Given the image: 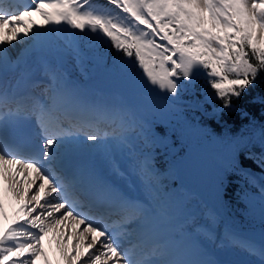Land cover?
Returning a JSON list of instances; mask_svg holds the SVG:
<instances>
[{
  "label": "snow or ice",
  "instance_id": "1",
  "mask_svg": "<svg viewBox=\"0 0 264 264\" xmlns=\"http://www.w3.org/2000/svg\"><path fill=\"white\" fill-rule=\"evenodd\" d=\"M73 67L90 69L91 82ZM256 106L264 109V0H0V178L23 200L4 224L0 196V264H50L44 237L66 221L79 231L69 264H264V229L259 240L240 234L229 215L233 182L244 180L255 189L242 191L246 211L264 225V175L258 183L248 164L264 172ZM232 117L242 126L228 127ZM201 118L228 134L206 137ZM30 121L39 143L24 151L7 130L23 134ZM168 129L188 145L171 171L196 174L220 149L205 199L164 183L156 161L175 151ZM226 247L246 258H217Z\"/></svg>",
  "mask_w": 264,
  "mask_h": 264
},
{
  "label": "bare ground",
  "instance_id": "2",
  "mask_svg": "<svg viewBox=\"0 0 264 264\" xmlns=\"http://www.w3.org/2000/svg\"><path fill=\"white\" fill-rule=\"evenodd\" d=\"M33 19L36 20L35 17H33ZM41 19L42 18H39L38 16V20L36 21L39 22ZM73 78L81 80L79 77ZM17 179L21 181V183L17 185V187L20 188L26 187L27 183L30 182V178L28 181H25L23 175L17 177ZM130 179L133 181V183H135V177H130ZM11 183H14V181ZM0 196H3L5 208L9 218L7 220H2V222L7 224L10 222L11 218L18 214L23 200L14 198V192L10 189V184L5 183L2 178H0ZM28 196L30 197L31 193H28ZM78 237L79 231L74 229L71 221H66L64 224L58 225L56 228L51 230L43 240V246L47 255V260L50 261V264H69L64 253L75 250ZM36 264H46L45 258L43 256L38 258Z\"/></svg>",
  "mask_w": 264,
  "mask_h": 264
},
{
  "label": "rangeland",
  "instance_id": "3",
  "mask_svg": "<svg viewBox=\"0 0 264 264\" xmlns=\"http://www.w3.org/2000/svg\"><path fill=\"white\" fill-rule=\"evenodd\" d=\"M38 14H35V16H33V17H35L36 18V20H38V16H37ZM39 18H41L40 16H39ZM199 82L200 83H202L203 85L201 86V84H198V85H200L201 86V88H203V87H206V84H205V80H204V78H203V76H201V78H200V80H199ZM197 87V86H196ZM189 111L192 113V110L191 109H189ZM195 115L197 116V117H199L200 116V114L199 113H195ZM202 120H203V118H201ZM228 127H230L231 128V126L229 125ZM212 129V128H211ZM168 132L169 133H171V130L170 129H168ZM209 132V131H208ZM228 133H227V128H223L222 127V130L219 132V134H216V135H227ZM173 141L175 140V138H173V137H170ZM181 143L186 147V154L185 153H179V154H177L176 156H173L174 154H175V152H176V145L173 143V148L175 149V151L173 152V151H170L171 153H172V157H171V160H170V165H171V163H172V161L173 160H176V159H182V158H184L185 156H187V154H188V145L181 139ZM215 156H216V154H212L211 153V149L209 150V152H208V154L206 155V157H205V159H204V161H203V164H202V167H201V169H200V171L198 172V173H196V174H193L190 170H188V169H184V168H179V169H177L179 172H180V174H181V178L183 179V180H187V179H191L192 177H194V176H197V175H201V176H205L206 178H205V181H206V186H208V188H210V186H211V183H212V178H213V172H214V166H215ZM210 166H213V168L210 170ZM179 189H183V186L182 187H178ZM204 190H205V188H204ZM192 197H193V195H192ZM198 198V197H197ZM194 198L193 197V202H195V200H201L200 198ZM245 210H246V207L244 208ZM218 233V242H219V240L221 239L219 236H220V234H219V232H217ZM221 251V252H220ZM220 253H222V252H224V251H228V247H226V248H224V249H220ZM240 254V253H239ZM226 258H228V257H226ZM237 258L238 259H243L244 258V256H242L241 254L240 255H237Z\"/></svg>",
  "mask_w": 264,
  "mask_h": 264
},
{
  "label": "trees",
  "instance_id": "4",
  "mask_svg": "<svg viewBox=\"0 0 264 264\" xmlns=\"http://www.w3.org/2000/svg\"><path fill=\"white\" fill-rule=\"evenodd\" d=\"M82 74H83L84 77H86V75H90V69H85ZM198 84H201V86L203 85L200 82L197 83V85H196L197 86V95H199V89L201 88V86L198 85ZM261 91H262L261 89L257 88L255 94L259 95L261 93ZM251 104H252V101L250 99H248L247 97H245L241 101V108L243 110L247 111V110H249V106ZM251 114H255L258 117L259 115L264 114V109L260 108L259 106L252 107L251 108ZM205 121L207 123H209L211 128L214 129L215 131H220L221 128H222V127H217V125L214 122H212V121H207V120H205ZM229 125L233 129H235V128L239 127V126H242V122H241L239 117H232Z\"/></svg>",
  "mask_w": 264,
  "mask_h": 264
}]
</instances>
